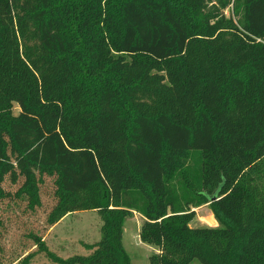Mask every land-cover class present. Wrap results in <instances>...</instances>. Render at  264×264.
<instances>
[{
  "label": "trees",
  "instance_id": "trees-1",
  "mask_svg": "<svg viewBox=\"0 0 264 264\" xmlns=\"http://www.w3.org/2000/svg\"><path fill=\"white\" fill-rule=\"evenodd\" d=\"M45 191L102 220L88 256L30 233L55 264H132L134 213L149 264H264V0H0V229Z\"/></svg>",
  "mask_w": 264,
  "mask_h": 264
},
{
  "label": "rangeland",
  "instance_id": "rangeland-1",
  "mask_svg": "<svg viewBox=\"0 0 264 264\" xmlns=\"http://www.w3.org/2000/svg\"><path fill=\"white\" fill-rule=\"evenodd\" d=\"M18 107L15 114H18ZM7 190L15 192L16 188ZM48 189V188H47ZM9 201V200H8ZM43 205L32 211L28 208V199L5 201L2 204L1 215L4 224L0 237V264H55L34 246L30 233L44 237L48 248L62 258L72 256H88L91 252L84 244L92 245L101 240L102 220L96 211H83L71 214L49 229L47 216L55 204L52 192L45 191L42 195ZM144 218L139 213H134L124 225L123 243L131 257L132 264H149L150 257L155 253V248L141 242L139 233ZM193 228L219 227L218 222L209 205L196 209V217L190 224ZM31 254V257H25ZM191 264H201L193 261Z\"/></svg>",
  "mask_w": 264,
  "mask_h": 264
},
{
  "label": "water",
  "instance_id": "water-1",
  "mask_svg": "<svg viewBox=\"0 0 264 264\" xmlns=\"http://www.w3.org/2000/svg\"><path fill=\"white\" fill-rule=\"evenodd\" d=\"M216 200H217V197L214 196V197L212 198V201H211V202L216 201Z\"/></svg>",
  "mask_w": 264,
  "mask_h": 264
},
{
  "label": "crops",
  "instance_id": "crops-1",
  "mask_svg": "<svg viewBox=\"0 0 264 264\" xmlns=\"http://www.w3.org/2000/svg\"><path fill=\"white\" fill-rule=\"evenodd\" d=\"M53 228H54V227H53ZM53 228H52V229H53ZM155 252H157V250H155Z\"/></svg>",
  "mask_w": 264,
  "mask_h": 264
}]
</instances>
